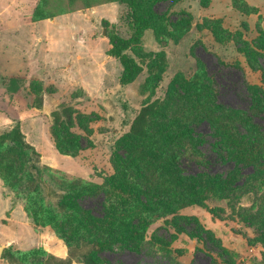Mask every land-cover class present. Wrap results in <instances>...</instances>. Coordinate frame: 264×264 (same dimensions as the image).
<instances>
[{
  "label": "rangeland",
  "instance_id": "374dc122",
  "mask_svg": "<svg viewBox=\"0 0 264 264\" xmlns=\"http://www.w3.org/2000/svg\"><path fill=\"white\" fill-rule=\"evenodd\" d=\"M138 1L151 25L125 51L141 71L121 85L122 66L109 54L107 32L131 35L124 3L0 0V133L19 121L25 141L39 154L40 197L66 221L70 243L49 225H37L64 243L66 258L41 246L21 249L20 238L4 226L6 211L0 216V264H61V259L83 264L82 257L97 250L93 242L107 239L86 216H101L108 190L116 202L108 180L123 173L136 186L168 197L171 210L153 214L139 241L97 251L101 264H264V154H245L248 137H264V100L256 101L264 94V50L251 47L264 30V0H208L206 7L200 0ZM181 14L192 21L180 35L169 22ZM12 76L24 80L15 97L7 92ZM152 101L157 112L149 119V138H130L132 120ZM63 105L76 117L70 132L92 142L72 156L57 150L51 133L53 113L62 118ZM249 111L254 126L241 122ZM124 142L127 152L117 149ZM242 148L249 159L239 154ZM26 169L37 177L29 164ZM85 182L97 187L95 196L80 201L88 212L59 209L61 195ZM6 188L24 205L26 192L17 196ZM18 250L35 251L25 260L9 257Z\"/></svg>",
  "mask_w": 264,
  "mask_h": 264
},
{
  "label": "trees",
  "instance_id": "16d2710c",
  "mask_svg": "<svg viewBox=\"0 0 264 264\" xmlns=\"http://www.w3.org/2000/svg\"><path fill=\"white\" fill-rule=\"evenodd\" d=\"M112 1L124 3L128 7L133 26V31L128 38H123L114 31L107 32V37L111 45L109 54L118 58L122 66L119 83L125 85L134 81L141 71V65L132 56L126 54L125 51L130 46L140 42L144 31L150 27L151 23L147 17L143 15L138 0ZM157 1L158 0H152V2ZM163 1L173 4L179 0ZM200 3L203 7L208 6V0H200ZM33 16L35 20H38L40 16L39 5L34 8ZM191 21L192 18L190 15L181 14L179 18L170 21L169 24L175 32L181 35L188 31L191 26ZM236 45L240 48L239 41H236ZM251 47L257 52L264 50V30H258V36L251 43ZM197 62L203 66L200 59L197 58ZM199 78V74L194 77L196 81ZM0 80H2L1 76ZM245 85L247 90H250V85L246 82ZM23 87L24 80L22 78L9 77L7 81V92L9 95L12 97L18 96ZM263 100L264 94L256 95V101L263 102ZM156 112V101L143 104L130 124L129 137L136 140L148 139L150 136L148 131L149 119L154 116ZM61 114L63 117L59 118L56 112L53 113L54 118L51 127L52 137L57 150L61 154L72 156L78 150L91 146L92 142L85 135H75L70 132V129L76 122L72 107L63 105ZM240 118L241 122L247 126L254 124L250 111L241 115ZM262 138L264 137H259L257 134L248 137L245 152L248 157L262 156L264 154V141ZM129 142L126 144L128 148L130 146ZM124 145L125 142L122 145L120 144L117 149L127 152V148L125 150L123 148ZM239 154H241L242 157L244 156L243 148ZM38 157L39 154L34 147L25 141L18 120L15 121V124L10 129L0 133V179L3 184L9 187L17 196H20V193L26 192L22 195L24 199L23 208L34 225H49L55 234L63 238L65 243L69 246L70 243L66 237V221L62 218H58L57 213L54 212L50 206H47L42 197H40L41 189L39 181L41 182L43 178L41 176V170L36 165ZM126 157L128 158L127 153ZM243 158L249 159L245 156ZM121 159L125 160L124 158ZM27 164H29L30 168L34 169V172L36 171L37 177L34 176L31 169V171L26 169ZM174 173L175 171H173V174ZM129 179H131V177H129ZM108 186L111 188L112 193H114L116 202L110 201L111 193H109L108 190L103 196V202H106V210L103 204L100 209L101 216H86L92 224L102 227L100 231L102 230V233L107 235V239L103 242H93L97 246V250L95 249V253L84 255L82 257L83 264H101L103 259L99 253L103 250L104 246H112L115 243L126 244L139 241L143 238L147 221L153 214L159 216L163 214L162 211L167 210L170 212L171 210L167 207L170 202L168 197L166 198L162 193L154 195V192L149 191L150 188L148 185H145V187L136 186L127 179L126 173H123L120 179L110 178L108 180ZM74 187L75 188L70 187V189L65 191V194L61 195V199L58 201L57 205L59 209L62 210L73 209L86 214L88 210L81 208L80 201L85 195L88 197L95 196L97 187L92 184H87L86 182L75 184ZM162 197L165 198L167 203L163 202ZM149 198L154 200V206L149 204ZM165 222L171 224L172 220L165 219ZM190 233L198 238L201 237V234L197 230H191ZM34 251L35 250L21 252L18 250L15 255L11 254L9 257L16 259V256L20 260H25V258ZM97 251L99 253H97ZM36 252H39V250H36ZM60 263L71 264V259H61Z\"/></svg>",
  "mask_w": 264,
  "mask_h": 264
},
{
  "label": "crops",
  "instance_id": "0c3cea01",
  "mask_svg": "<svg viewBox=\"0 0 264 264\" xmlns=\"http://www.w3.org/2000/svg\"><path fill=\"white\" fill-rule=\"evenodd\" d=\"M6 211L8 212L7 223L4 226L11 228L14 232L13 235L20 238L19 242L24 245L20 247L21 249L41 246L58 258H66L68 253L64 243L52 231L35 226L24 211L23 205L15 203L12 195L0 179V216L6 215ZM27 243L32 244L28 245ZM71 264L81 263L73 261Z\"/></svg>",
  "mask_w": 264,
  "mask_h": 264
},
{
  "label": "water",
  "instance_id": "95a60500",
  "mask_svg": "<svg viewBox=\"0 0 264 264\" xmlns=\"http://www.w3.org/2000/svg\"><path fill=\"white\" fill-rule=\"evenodd\" d=\"M2 249H3V247H2V246H0V257H1V252H2Z\"/></svg>",
  "mask_w": 264,
  "mask_h": 264
}]
</instances>
